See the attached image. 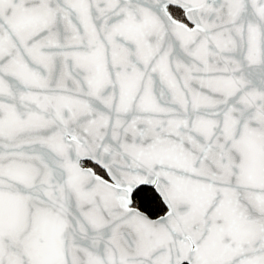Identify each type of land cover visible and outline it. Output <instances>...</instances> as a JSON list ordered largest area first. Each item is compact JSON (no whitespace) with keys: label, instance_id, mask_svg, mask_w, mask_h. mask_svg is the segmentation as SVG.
<instances>
[{"label":"snow or ice","instance_id":"6c2138e0","mask_svg":"<svg viewBox=\"0 0 264 264\" xmlns=\"http://www.w3.org/2000/svg\"><path fill=\"white\" fill-rule=\"evenodd\" d=\"M0 264H264V0H0Z\"/></svg>","mask_w":264,"mask_h":264}]
</instances>
